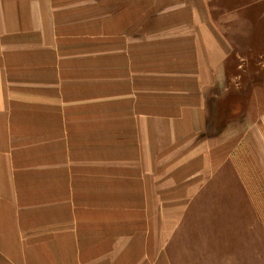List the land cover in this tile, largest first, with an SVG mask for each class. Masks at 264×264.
I'll return each mask as SVG.
<instances>
[{"label": "crops", "instance_id": "obj_1", "mask_svg": "<svg viewBox=\"0 0 264 264\" xmlns=\"http://www.w3.org/2000/svg\"><path fill=\"white\" fill-rule=\"evenodd\" d=\"M202 8L0 0V264L168 260L249 126Z\"/></svg>", "mask_w": 264, "mask_h": 264}, {"label": "rangeland", "instance_id": "obj_2", "mask_svg": "<svg viewBox=\"0 0 264 264\" xmlns=\"http://www.w3.org/2000/svg\"><path fill=\"white\" fill-rule=\"evenodd\" d=\"M187 1H202L199 11L231 45L227 92L249 126L234 160L204 176L164 264H264V0Z\"/></svg>", "mask_w": 264, "mask_h": 264}]
</instances>
